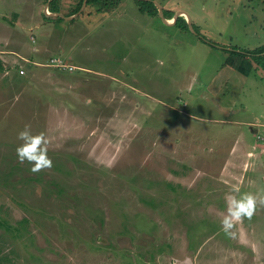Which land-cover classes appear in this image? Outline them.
Listing matches in <instances>:
<instances>
[{
	"label": "rangeland",
	"instance_id": "rangeland-1",
	"mask_svg": "<svg viewBox=\"0 0 264 264\" xmlns=\"http://www.w3.org/2000/svg\"><path fill=\"white\" fill-rule=\"evenodd\" d=\"M46 1L0 2L69 66L0 69V264H264V208L221 228L226 193L264 196V57L226 65L264 46V0H153L179 25L137 0L73 19L61 0L51 23ZM26 124L49 140L39 174L17 159Z\"/></svg>",
	"mask_w": 264,
	"mask_h": 264
},
{
	"label": "clouds",
	"instance_id": "clouds-1",
	"mask_svg": "<svg viewBox=\"0 0 264 264\" xmlns=\"http://www.w3.org/2000/svg\"><path fill=\"white\" fill-rule=\"evenodd\" d=\"M86 103L90 104L89 99ZM197 117H193L195 119ZM17 139L22 143L16 148L18 162H25L32 165L30 171L33 174H39L42 171L53 167V161L48 156L49 140L45 133L33 134L31 125L26 124L24 129L18 133ZM227 213L221 220L222 231L229 237L234 238V231L237 224L245 219L251 221L258 209L264 208V196L253 193H243L234 195L231 192L225 194Z\"/></svg>",
	"mask_w": 264,
	"mask_h": 264
},
{
	"label": "crops",
	"instance_id": "crops-1",
	"mask_svg": "<svg viewBox=\"0 0 264 264\" xmlns=\"http://www.w3.org/2000/svg\"><path fill=\"white\" fill-rule=\"evenodd\" d=\"M45 3H47V1ZM29 5H30V2H28V4L25 5L24 11L27 9ZM46 7H47V4H46ZM46 7L44 9H46ZM52 14H55V13H52ZM23 20L25 21V23L23 24V21H20V22L17 21L16 27H14L15 29L13 30L7 26V23L5 25V23L0 21V69L3 70V75L6 74L4 69L8 68V65L14 63L15 61L17 63V67L19 69H24V70H25L24 64H29L28 65L29 67L31 65L33 66L35 65V67L37 66L36 68H39V67L42 68L44 67L43 66L44 64H47L46 62L48 60L45 61L44 57L40 55L41 51L45 49L46 45L41 44L35 47L31 46L29 40H31L32 43L34 44L36 42V39L34 38V36H31L29 38L25 33V31L28 28L32 29L34 27V24L36 23L35 20L31 21L30 17L29 18L23 17ZM47 21H50V20H47ZM39 22L41 25H44L42 20L41 21L39 20ZM52 22L53 21H51V23ZM7 28L10 30H7ZM43 33L49 34V28L46 27ZM52 59H57V58L53 57ZM42 61H45V62H42ZM19 71L20 70L15 69L14 71L15 76L19 73Z\"/></svg>",
	"mask_w": 264,
	"mask_h": 264
},
{
	"label": "trees",
	"instance_id": "trees-1",
	"mask_svg": "<svg viewBox=\"0 0 264 264\" xmlns=\"http://www.w3.org/2000/svg\"><path fill=\"white\" fill-rule=\"evenodd\" d=\"M49 1V0H47ZM85 0H79L76 7L66 16H72L78 13V11L82 8ZM123 0H87V6L91 8H96L98 13L105 12L109 9L116 8ZM138 5L140 6V11L144 14H149L153 17H158L160 15L159 9L156 6V2L153 0H137ZM49 11L51 13H61V0H53L50 3ZM46 20L53 21L54 18L45 14ZM165 18L168 20H172L174 18V14L172 13H164ZM169 15V16H168ZM160 17V16H159ZM57 20H62L63 17H57ZM181 22H186L183 17L176 18L173 21L174 24L179 25ZM172 23V24H173ZM239 50V51H238ZM264 57V46L255 49L254 51H243L242 49L230 50L229 57L226 60V65L234 68L236 71L244 75H250L255 70V65L260 64L261 58ZM0 224L4 225L5 223L0 222Z\"/></svg>",
	"mask_w": 264,
	"mask_h": 264
},
{
	"label": "water",
	"instance_id": "water-1",
	"mask_svg": "<svg viewBox=\"0 0 264 264\" xmlns=\"http://www.w3.org/2000/svg\"><path fill=\"white\" fill-rule=\"evenodd\" d=\"M51 1H53V0H49V2H48V4H47V7H46V13H47V15H49V16H56V17H63V18L69 19V18L63 16L61 13H55V14L49 13V5H50ZM86 5H87V0L84 1L83 6H82V9H83ZM157 5H158V4H157ZM158 7H159V5H158ZM159 13H160V15L162 16V18L164 19V22L167 23V24H170V23H171L170 21H172V22L175 21L176 18H178V17L181 15V14H180V15L176 14L175 17H174L172 20H168V19L165 18L164 11H163V9H161L160 7H159ZM70 18L73 19L74 16H72V17H70ZM189 22H190V20H189Z\"/></svg>",
	"mask_w": 264,
	"mask_h": 264
},
{
	"label": "built area",
	"instance_id": "built-area-1",
	"mask_svg": "<svg viewBox=\"0 0 264 264\" xmlns=\"http://www.w3.org/2000/svg\"><path fill=\"white\" fill-rule=\"evenodd\" d=\"M51 61H52V66H56V67H60V68H68L69 66L68 65H65V64H63V60L62 59H60V58H57V59H51ZM50 64H44L43 66H49ZM50 65V66H51ZM73 67H71V69H72ZM19 73L20 74H25V70L24 69H21L20 71H19Z\"/></svg>",
	"mask_w": 264,
	"mask_h": 264
}]
</instances>
